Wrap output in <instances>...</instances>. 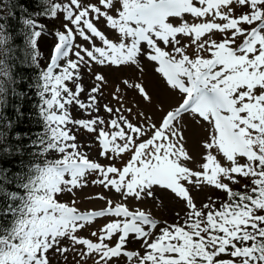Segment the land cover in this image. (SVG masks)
<instances>
[{
  "label": "snow or ice",
  "instance_id": "6c2138e0",
  "mask_svg": "<svg viewBox=\"0 0 264 264\" xmlns=\"http://www.w3.org/2000/svg\"><path fill=\"white\" fill-rule=\"evenodd\" d=\"M44 3L40 15L58 19L62 14L63 30L49 34L56 42L50 61L37 78L43 133L31 138L27 132L14 131L17 121L24 118L22 105L14 107L15 121L6 117L5 89L0 85V155L22 156L30 143L39 144L36 155L45 157L27 165L19 161L22 170L11 176L10 169L0 168V218L10 217L7 227L0 225V264H50V251L65 261L71 251L78 257L76 264H88L90 259L93 264H112L120 257L127 264H264V214H260L264 213V0ZM235 6L245 11L236 15ZM185 14L211 20L189 23L183 19ZM170 17L181 22L174 25ZM101 20L118 34L114 39L98 27ZM23 24L29 29L25 39L31 62L39 67L38 38L46 26L32 18L24 19ZM4 28L0 24V48L11 39ZM216 32L224 34L219 41L212 38ZM77 37L84 43H77ZM180 37L188 38L189 43H182ZM193 45L196 51L190 55L187 49ZM140 56L155 64V71L170 89L183 94L182 103L168 111L158 126L148 117L144 123L133 124L123 114V106L113 109L108 104L103 105L109 114L105 121L99 115L97 98L105 77L95 73L94 85L87 90L86 100H81L85 92L81 69L91 73L93 64L136 65ZM4 63L0 56V78H11L10 66L4 67ZM123 83L151 102L143 83L127 79ZM120 91L117 86L116 93ZM24 95L20 93L21 98ZM113 99L119 101L120 96L114 94ZM71 105L90 118L74 119ZM185 114L196 124L206 122L211 129L203 142L199 170L185 163L193 160L185 147ZM5 124L7 138L15 142L7 146L3 143ZM69 125L95 133L100 156L115 160L130 153V159L122 167L90 160ZM51 152L60 157L46 158ZM88 173L97 174L94 185L114 191L122 201L154 198L157 186L170 190L186 206L183 223L165 221L166 226L159 227L161 222L150 213L130 210L123 202L114 204L103 194L95 197L106 201L107 206L99 211L80 212L58 201L57 194L86 186ZM242 178L250 180L251 187L244 184L247 191L233 190L230 185L240 184ZM186 185L198 190L212 186L227 199L219 207L211 198L197 206ZM98 217L114 219L99 233H91L97 237L95 242L76 235ZM130 236L141 242L143 254L128 250ZM114 237V245L107 243ZM65 239L69 243L62 245Z\"/></svg>",
  "mask_w": 264,
  "mask_h": 264
},
{
  "label": "rangeland",
  "instance_id": "374dc122",
  "mask_svg": "<svg viewBox=\"0 0 264 264\" xmlns=\"http://www.w3.org/2000/svg\"><path fill=\"white\" fill-rule=\"evenodd\" d=\"M60 2H64V0H60ZM234 11L236 15L241 14L245 9H241L238 6L234 7ZM189 23H199L203 22L205 19L211 20V17L206 18H194L190 14H185L183 17ZM63 16L61 15L57 20H55L51 26L45 28V32L49 38L51 43V51L52 47L55 44V38L52 35H49L53 32L55 27H58L60 30H63L62 27ZM169 22L174 25H178L181 22V19L178 17H170ZM221 22V21H217ZM254 26V25H253ZM98 27L102 31L105 32L106 35L110 39H114L118 34L106 27V24L103 20L98 23ZM246 28L252 27L245 25ZM224 34L221 33H213L212 38L219 41L223 38ZM182 43H189V39L186 37H180ZM77 43H84L78 37L76 40ZM99 46V41H97ZM160 46L165 47L162 42H160ZM1 50V49H0ZM166 50H171L167 48ZM188 53L191 55L195 53V46H190L187 49ZM201 55L205 57L209 56L207 52H201ZM51 56V53H50ZM50 56L46 61L47 63L50 61ZM74 58V57H72ZM63 63V61L61 62ZM58 71V70H57ZM100 72L104 75L106 83L101 85V92L98 95V101L100 105L99 115L107 121L109 119V114L104 111L103 105L108 104L113 109L119 108L123 106V114L127 117L129 121L133 124H139L145 122V117L151 119L153 123L159 125L162 117L170 110L178 107L183 100V94H181L178 90L170 89L163 77L155 71V64L153 62L148 61L145 57H138V64H128L120 67L116 66H105L101 67L99 65H92V71L89 73L85 69H81V73L83 76L82 83L85 87V92L81 94L80 99L86 100L87 98V90L90 89L95 81L94 74ZM129 80V82L135 84L137 82L143 83L148 93L151 95L152 99L149 103L148 101L143 100L140 95L134 90L127 89L124 80ZM119 86L121 91L116 93V88ZM69 87H72L71 82H69ZM118 94L120 96V100L113 99V95ZM71 116L74 119H89L90 117L83 111L78 109L75 105L68 106ZM127 109H131V112L127 111ZM139 113H143V116L138 115ZM95 115V113H94ZM73 129V133L77 137V143L80 144L81 151L85 152L88 158L94 162H98L102 165L107 166L110 163H114L117 167H122L123 164L130 159V153L123 154L120 158L115 160H109L102 156H100V145L96 140L95 133H89L86 130L80 127H73L69 125ZM183 134L185 136V147L189 154L192 156L193 160L189 162H185L188 167L193 170H199L197 165L203 162V142L207 139L208 135L211 132L210 127L206 122L201 121L200 124H196L192 121L191 116L189 114H185L183 116ZM214 154H215V150ZM60 154L51 152L47 154L48 159L59 158ZM45 158V157H44ZM222 163H226L221 158ZM241 163H244V159H241ZM97 178L96 173H88L86 176V186L83 188L75 189L73 193L64 192L61 194H57V199L59 202L67 203L70 206H75L80 212L87 211H97L104 207H106V201L95 198L97 194H103L108 199H111L113 203H125L130 208V210L135 211L137 208L144 210L151 214L154 219L160 221L159 227L166 226L163 222L167 223H176L179 219L180 223H183V219L185 218V213L187 211L186 206L180 198L176 197L174 193H171L170 190L160 189L158 186L154 189L155 197H146L143 200L136 201L134 199H128L127 201H122L121 197L116 194L114 191L109 192L103 189L99 185H94L92 181ZM250 181L248 179H241V181ZM240 181V182H241ZM227 183V181H225ZM236 185H230L232 188ZM190 194L192 195L194 202L197 206H202L204 203L209 202V198L216 201V206L219 207L220 202L227 199L225 193L221 192L213 188L212 186H203L202 190L196 189L194 186L186 185ZM75 201V204L72 205V202ZM177 213H179V217H177ZM264 214V213H260ZM110 219H114L111 217H98L95 221L89 225H86L83 229L79 230L76 235L84 238H88L92 241H96L97 237H93L91 233L96 231L99 233V229L103 227ZM158 231V229H157ZM116 242V237L113 238L112 241H107L110 245H114ZM69 242L67 239L62 241V245H67ZM128 250H138L143 254L141 242L137 241L134 236H130L128 244ZM48 257L50 260V264H76L78 257L75 256L73 252H69L67 255V261L61 255L56 254L54 251H50L48 253ZM221 259H230L228 256H222ZM88 264H93V261L90 259ZM112 264H127V259L124 257H120L118 260L114 259Z\"/></svg>",
  "mask_w": 264,
  "mask_h": 264
},
{
  "label": "trees",
  "instance_id": "16d2710c",
  "mask_svg": "<svg viewBox=\"0 0 264 264\" xmlns=\"http://www.w3.org/2000/svg\"><path fill=\"white\" fill-rule=\"evenodd\" d=\"M45 6L44 0H0V24L5 26L4 31L11 37L8 44L0 48V56L3 57L4 67L10 66L11 78H0V85L5 89L6 106L3 114L15 121L16 114L14 107L22 105L24 118L17 121L18 127L14 131L27 132L31 138H36L45 131L41 118L38 115L39 96L37 95V78L39 73L45 68L46 61L51 51V43L45 32L38 38V64L36 67L32 64L30 56L31 50L28 47L25 36L29 29L23 24L26 18H32L38 24L48 28L57 19H48L40 15ZM62 15V14H61ZM60 15V16H61ZM59 16V17H60ZM54 29H59L55 27ZM39 30V29H37ZM13 92L16 94L14 95ZM20 93H24L21 98ZM2 131L5 133L4 145L15 143L7 138L8 127L5 124ZM39 151V144L32 146L30 143L28 149L22 156H9L7 153L0 155V168L10 169L12 172L21 171L23 161L27 165L30 161L39 162L43 157L36 154ZM244 184H250V181H241L240 185L233 187V190L247 191L243 188ZM10 217L0 218V225L7 227Z\"/></svg>",
  "mask_w": 264,
  "mask_h": 264
},
{
  "label": "bare ground",
  "instance_id": "6f19581e",
  "mask_svg": "<svg viewBox=\"0 0 264 264\" xmlns=\"http://www.w3.org/2000/svg\"><path fill=\"white\" fill-rule=\"evenodd\" d=\"M142 252H144V249L142 250Z\"/></svg>",
  "mask_w": 264,
  "mask_h": 264
}]
</instances>
